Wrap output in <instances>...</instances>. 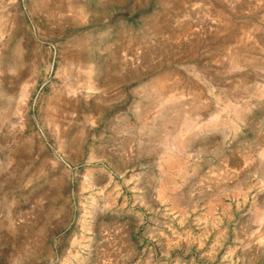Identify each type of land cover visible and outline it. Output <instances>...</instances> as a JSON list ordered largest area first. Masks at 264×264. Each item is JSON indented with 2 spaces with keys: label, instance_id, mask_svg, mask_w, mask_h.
Masks as SVG:
<instances>
[{
  "label": "rangeland",
  "instance_id": "rangeland-1",
  "mask_svg": "<svg viewBox=\"0 0 264 264\" xmlns=\"http://www.w3.org/2000/svg\"><path fill=\"white\" fill-rule=\"evenodd\" d=\"M0 35V264H264V0H0Z\"/></svg>",
  "mask_w": 264,
  "mask_h": 264
},
{
  "label": "bare ground",
  "instance_id": "bare-ground-1",
  "mask_svg": "<svg viewBox=\"0 0 264 264\" xmlns=\"http://www.w3.org/2000/svg\"><path fill=\"white\" fill-rule=\"evenodd\" d=\"M0 36H2V35H0ZM12 82H13V81H12ZM8 83H9V82H8ZM2 84H3V83H2ZM19 84H20V83H19ZM175 86H176V85H175ZM1 87H2V86H1ZM27 87H28V86H27ZM163 87H164V86H163ZM163 87H162V88H163ZM164 88H165V87H164ZM164 88H163V89H164ZM169 89H170V88H169ZM20 90H21V89H20ZM26 90H27V89H26V85H23V87H22V92H21L20 94H22V96H27V94H26L27 91H26ZM6 91H7V90H6ZM8 92H9V91H8ZM14 92H15V91H14ZM9 93H10V92H9ZM12 94H13V92H12ZM20 94H19V95H20ZM199 95H200V94H199ZM199 95H198V96H199ZM263 95H264V94H263ZM263 95H261V96H262L261 98H263ZM195 98H196V97H195ZM6 99H7V98H6ZM196 99H197V98H196ZM231 106H232V105H231ZM198 107H199V106H198ZM199 108H200V107H199ZM14 114H15V112H14ZM216 118H217V117H216ZM186 120H187V119H186ZM186 120H185V121H186ZM189 120H190V119H189ZM189 120H188V121H189ZM214 120H215V119H214ZM216 120H217V119H216ZM9 121H11V120H9ZM193 121H194V120H193ZM15 122H16V121H15ZM15 122H14V123H15ZM183 122H184V120H182V125L184 124ZM191 122H192V120H191ZM192 123H193V122H192ZM194 123H195V122H194ZM187 125H188V122H187ZM187 125H186V126H187ZM198 125H199V124H198ZM10 126H11V125H10ZM186 126H185V127H186ZM189 126L191 127V126H193V125L189 122ZM195 126H196V125H195ZM200 126H201V125H200ZM190 127H189V128H190ZM186 128H187V127H186ZM194 128H195V127H194ZM196 129H197V128H196ZM199 129H200V128H199ZM189 130H190V129H189ZM189 130H188V132H189ZM205 130H206V129H205ZM199 131H200V130H199ZM185 132H186V131H185ZM190 132H192V129H191ZM190 132H189V133H190ZM179 133H180V132H178V134H179ZM189 133H188V135H189ZM184 134H185V133H184ZM188 135H187V136H188ZM185 137H186V136H185ZM178 138L181 139L180 136H179ZM180 141H181V140H179V142H180ZM183 141H184V140H183ZM183 141H182V145H183ZM176 142H177V140H176ZM176 142H175V143H176ZM175 143H174V144H175ZM170 145H171V144H170ZM177 146H178V145H177ZM184 146H185V145H184ZM167 147H168V145H167ZM163 157H164V156H163ZM248 159H249V158H248ZM260 159H262V161H264V160H263V157L260 158ZM243 160H244V159H243ZM245 160H246V159H245ZM250 161H251V160H250ZM246 164H247V163H246ZM261 164H263V163L261 162ZM244 166H245V165H244ZM160 167H161V166H160ZM245 167H246V166H245ZM247 167H248V166H247ZM249 167H250V165H249ZM232 171H233V170H232ZM261 173H262V172H261ZM231 175H232V174H231ZM231 175H230V176H231ZM263 177H264V176H263ZM232 178H233V177H232ZM263 181H264V179H263ZM263 181H262V182H263ZM263 184H264V183H263ZM249 189H250V188H249ZM263 189H264V187H263ZM247 190H248V188H247ZM239 191H240V190H239ZM260 191H261V190H260ZM243 192H244V191H243ZM262 192H263V191H262ZM244 193H245V192H244ZM238 194H239V193H238ZM239 195H240V194H239ZM240 196H241V195H240ZM242 197H243V196H242ZM248 197H249V196H248ZM256 198H257V197H256ZM243 199H244V198H243ZM246 200H247V199H246ZM262 217H263V216H262ZM256 219H257V218H256ZM259 219H261V217H259ZM263 219H264V217H263ZM261 220H262V219H261ZM255 222H256V221H255ZM257 226H258V225H257Z\"/></svg>",
  "mask_w": 264,
  "mask_h": 264
}]
</instances>
